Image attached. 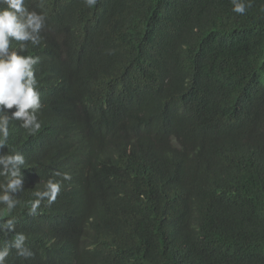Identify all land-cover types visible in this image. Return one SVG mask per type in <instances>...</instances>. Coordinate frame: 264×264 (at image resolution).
Instances as JSON below:
<instances>
[{"label":"trees","instance_id":"trees-1","mask_svg":"<svg viewBox=\"0 0 264 264\" xmlns=\"http://www.w3.org/2000/svg\"><path fill=\"white\" fill-rule=\"evenodd\" d=\"M40 2L23 54L42 127L12 121L0 148L26 160L13 215L34 256L6 264H264V0ZM49 178L61 193L29 216Z\"/></svg>","mask_w":264,"mask_h":264},{"label":"clouds","instance_id":"clouds-1","mask_svg":"<svg viewBox=\"0 0 264 264\" xmlns=\"http://www.w3.org/2000/svg\"><path fill=\"white\" fill-rule=\"evenodd\" d=\"M91 8L98 0H83ZM232 11L243 15L250 8L251 0H231ZM37 7H43V0ZM47 14L30 10L27 0H0V148H8L10 123L18 121L19 126L30 136L36 135L42 125L37 113L42 108L39 82L35 66L40 57L24 55L28 45L40 46L42 31L46 27ZM15 42V47H14ZM15 109L9 113L8 110ZM26 160L22 153L8 149L0 155V232L12 233L11 241L0 245V264H6L10 253L15 250L17 257L29 259L34 256L26 246L28 236L16 231V217L13 215L21 203L19 196L24 192ZM56 175H61L56 173ZM63 180H71L70 173L62 174ZM62 181L49 178L42 189L34 190L28 201L27 214L38 216L42 202L53 204L61 193ZM6 215L9 218L3 219Z\"/></svg>","mask_w":264,"mask_h":264}]
</instances>
